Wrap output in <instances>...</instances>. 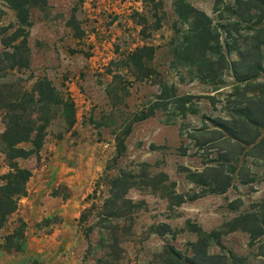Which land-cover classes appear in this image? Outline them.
<instances>
[{"label": "rangeland", "instance_id": "obj_1", "mask_svg": "<svg viewBox=\"0 0 264 264\" xmlns=\"http://www.w3.org/2000/svg\"><path fill=\"white\" fill-rule=\"evenodd\" d=\"M176 1L155 0L152 8L140 0H45L29 10L28 68L7 74L4 81L29 89L35 78L45 77L72 101L74 122L67 128L56 117L46 128L37 156L16 160L30 177L25 195L0 227V264H99L105 251L99 247L96 214L107 196L108 179L139 176L142 170L150 176L164 174L166 183H173L174 192L186 199L169 206L149 188L128 190L125 197L140 209L131 234L120 237L118 264H162L157 257L167 244L190 255L188 244L197 239L188 231L191 226L220 232L221 248L212 242L209 253H231L244 258L245 264L261 262L263 237L250 241L240 231L226 232L223 225L264 198V164L244 158L246 183L233 175L224 193L187 199L202 188L188 175L207 162L189 134L210 129L203 117L225 115V96L234 82L223 76L221 83L202 84L178 64L172 51L180 46L186 26L179 23ZM183 2L210 18L220 33L222 50L225 43L242 46L253 28L228 15L224 8L231 0ZM17 26L15 12L0 0V38H8ZM140 46L153 49L151 61L142 67L128 57ZM178 98L186 102L183 116ZM3 129L0 119V134ZM120 141L124 152L119 156ZM6 171L0 144V175ZM85 208L92 212L78 222ZM162 224L174 231L173 236L159 233Z\"/></svg>", "mask_w": 264, "mask_h": 264}, {"label": "trees", "instance_id": "obj_2", "mask_svg": "<svg viewBox=\"0 0 264 264\" xmlns=\"http://www.w3.org/2000/svg\"><path fill=\"white\" fill-rule=\"evenodd\" d=\"M6 1L15 12L20 26L8 38H0V119L4 126L0 144L7 167V171L0 175V227L6 217L15 211L17 200L25 195L26 183L30 177V172L19 167L16 160L37 156L46 128L56 117H61L67 128L74 122L72 101L45 77L35 78L29 89L16 88L9 80L4 81L7 74L28 68V12L45 4V0ZM140 1L143 5L155 7V0ZM224 9L228 15L236 17L242 23L257 27L255 30L249 28L251 32L245 36L242 46L235 42H231V46L225 43L222 50L220 33L208 16L183 0L175 3L179 23L186 26L180 46L174 47L172 51L178 64L188 69L192 79H197L202 84L221 83L223 76L234 82L225 96V115L203 117V123L204 120L207 121L210 129L201 128L189 134L196 150L205 152L203 158L207 162L200 171H193L188 175L191 182L202 187L200 194L195 193L188 200L205 194L224 193L231 186L233 175L240 183H246L242 180L247 175L243 173L244 158L264 164V0H231ZM145 18L143 17V21ZM237 24L238 22H232L233 26ZM220 28L222 29L221 26ZM223 33L225 36L229 35L228 31L223 30ZM152 52L153 49L148 46L135 47L128 57L135 66L142 67L144 61H151ZM177 101L178 110L183 116L185 99L178 98ZM148 113L151 116L153 110L149 109ZM22 144L27 147H21ZM123 152L124 145L120 141L117 143V155L120 156ZM209 153L213 157L207 158ZM250 177L252 179V175ZM166 180L164 174L150 176L145 170L139 176L121 174L108 179L107 196L97 208L98 211L94 210L100 220L95 226L100 237L99 247L105 251L104 256L98 260L99 264H111L112 261L118 264L120 237L131 234L133 217L140 207L139 203L125 197L128 190L149 188L166 199L169 206L184 203L186 198L175 193L173 183L167 184ZM91 212L92 209H83L78 222L86 221ZM124 220L128 224L119 226V222ZM159 227L160 234L169 233L173 236L174 231L169 226L162 224ZM223 228L226 232L240 231L250 241L259 237L264 240V198L254 203L251 210L234 216ZM92 229L89 226L88 232ZM188 231L197 236L195 242L188 244L190 255L181 254L167 244L157 257L162 264H245L244 258L231 253L208 252L212 242L214 246L221 248L220 232L205 233L196 226H191ZM9 237L14 238L12 234ZM112 254H115L113 260ZM259 257V264H264V251Z\"/></svg>", "mask_w": 264, "mask_h": 264}]
</instances>
